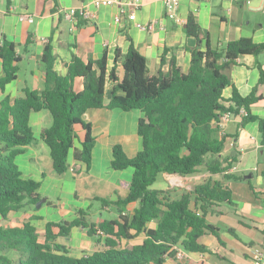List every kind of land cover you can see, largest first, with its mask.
Returning <instances> with one entry per match:
<instances>
[{
  "label": "trees",
  "instance_id": "16d2710c",
  "mask_svg": "<svg viewBox=\"0 0 264 264\" xmlns=\"http://www.w3.org/2000/svg\"><path fill=\"white\" fill-rule=\"evenodd\" d=\"M184 30L197 41L203 39L191 12ZM188 49L187 69L171 55L165 72V56L171 51L165 48L160 69L150 73L146 58L131 44L126 53L115 50L110 69L105 53L101 58L89 56L86 60L73 54L67 72L62 75L54 69L53 47L48 42L44 44L40 57L43 88H24L13 101L8 96L0 101V215L6 217L41 199L40 182L22 178L15 163L22 147L34 141L28 123L31 112L45 109L51 115V124L42 128L40 138L49 148L52 168L58 175L68 168L72 149L76 160L89 165L95 137L83 115L91 108L139 109L137 133L141 148L131 157L120 144L112 148L111 167L133 169L129 181L118 182L127 191L125 196L110 201L117 218L90 222L88 212L78 209L77 217L71 221L47 222L42 235L29 222L0 227V264H163L168 257L183 264L175 257L178 248L185 252L207 250L203 237L207 233L216 235L217 228L207 222L206 214L215 203H232L230 189L220 181L207 180L173 197L176 189H156L152 185L160 173L187 176L204 170L209 174L221 173L224 179L243 178L226 173L238 159L236 154L222 157L230 135L222 134L219 119L230 112L239 118L240 129L256 121L264 146V117L251 112V107L263 98L264 70L259 63L258 80L247 95L238 91L226 70L242 54L263 52L264 42L240 37L215 48L207 41L203 50L199 46ZM0 60L3 91L18 71L20 57L15 43L0 42ZM118 65L123 71L121 78ZM78 77L83 80V88L76 91L74 80ZM106 83L112 87L109 101L104 104ZM227 87L232 88L228 98L223 94ZM240 108H244L245 115L240 114ZM79 132L83 135L79 136ZM75 141L81 144L78 150L74 148ZM261 174L264 176V168ZM250 188L253 190L251 184ZM132 203L133 209L128 210ZM152 221L153 227L149 225ZM79 226L90 236L100 237V230L104 247L80 257L70 256L61 239L69 236L71 228ZM141 233L144 237L140 243L129 249L120 246L122 240L134 239ZM10 251L17 253V258H11Z\"/></svg>",
  "mask_w": 264,
  "mask_h": 264
},
{
  "label": "crops",
  "instance_id": "0c3cea01",
  "mask_svg": "<svg viewBox=\"0 0 264 264\" xmlns=\"http://www.w3.org/2000/svg\"><path fill=\"white\" fill-rule=\"evenodd\" d=\"M92 1L10 0L7 3V0H0V42L7 40L15 43L16 53L20 57L16 78L3 91L0 90V101L5 96L13 101L22 94L24 88H43L40 57L47 42L55 54L54 69L62 75L67 72L73 54L86 60L89 56L101 58L105 53L107 68L110 69L114 63L115 50L126 53L131 44L146 58L149 72L157 73L165 48L171 49L165 56L163 70L166 72L171 55L178 65L187 69L190 64L188 48L199 46L203 50L207 41L212 48L240 37L264 42V0H183L177 10L180 22L164 18L163 0H141L137 19L141 22L157 19L164 25L163 29L155 26L153 31L138 29L126 19L115 23L113 18L118 11L116 5L95 8ZM80 6L87 7L94 17L70 20L66 15L68 10ZM190 12L195 15L201 28L203 39L200 41L185 33L184 25ZM20 15L31 16L33 20L28 21ZM41 37L47 41L43 42ZM259 63L264 70V51L257 55L242 54L226 70L242 95H247L256 84ZM3 75L0 60V78ZM118 75L120 78L123 75L121 65H118ZM111 87L110 83H106L104 104L109 101ZM82 88V78H75L74 89L79 91ZM231 90V87L224 89L226 98L230 97ZM251 112L264 117V93L262 100L251 107ZM140 116L139 109L123 110L103 106L87 110L83 120L91 124L95 137L89 165L76 160L72 149L68 155V168L58 175L52 168L49 148L40 138L42 128L51 124V115L45 109L31 112L28 123L34 141L22 147L23 152L15 157V163L22 178L40 182L38 192L42 203L39 207L26 206L12 211L6 217L0 215V227L29 222L42 235L47 222L71 221L77 217L78 209L88 212L87 219L90 222L117 218L115 207L110 201L125 196L127 191L118 182L129 181L133 169L112 168V148L120 144L129 157L140 150L141 138L137 133ZM221 132L230 135L222 157L236 154L240 164L249 155L255 158L258 164L256 172L260 175L259 189L252 185V190L249 184L248 190L246 183L249 178L224 179L221 173L209 174L204 170L187 176L161 173L167 185L156 189L174 188L173 197L207 180L220 181L232 193V203L226 202L229 206L223 205V202L215 203L206 214L207 222L217 228L216 235L207 233L203 237L207 250L185 252L181 260L183 264H252L249 255L251 246L264 248V176L261 174L264 160L259 163L257 152L258 149L264 150V146L261 145L257 122H248L240 129L239 118L231 116L223 123ZM82 135L83 132H79V136ZM74 148H81L79 141L74 142ZM252 168L246 166L240 169L252 171ZM237 169L232 165L226 173L240 176L235 173ZM102 199L107 203H103ZM134 205H128L127 209L132 210ZM113 210L115 215L107 217ZM149 225L153 227L154 221ZM143 237L141 233L134 239L122 240L120 246L129 249L140 243ZM61 242L73 257L90 254L104 247L103 236H90L82 226L71 228L69 236L61 239ZM8 255L17 258V253L13 251L8 252ZM163 264H178V261L168 257Z\"/></svg>",
  "mask_w": 264,
  "mask_h": 264
},
{
  "label": "built area",
  "instance_id": "2783aa9c",
  "mask_svg": "<svg viewBox=\"0 0 264 264\" xmlns=\"http://www.w3.org/2000/svg\"><path fill=\"white\" fill-rule=\"evenodd\" d=\"M183 0H163L164 8V18L172 19L176 22H180V19L177 16V10ZM92 4L95 8L100 6H117V13L115 14L113 20L115 23H120L125 19L135 26L138 29L144 31H153L158 26L163 29L164 25L160 20L154 19L147 22H141L137 19V12L141 6V0H93ZM70 20H75L78 17H81L85 20L91 19L94 17V13L91 12L87 7L80 6L77 8H71L66 14ZM21 18H25L28 21H32L33 18L28 15H20ZM43 42H46L45 37H41ZM240 114L245 115L246 111L244 108H240ZM232 114L230 112H225L220 116L219 126L222 128L223 123L228 120ZM100 236H103V233L99 230ZM250 259L252 264H264V248L263 246L253 245L249 251ZM175 257L179 260H183L185 257V251L178 248L175 253Z\"/></svg>",
  "mask_w": 264,
  "mask_h": 264
},
{
  "label": "rangeland",
  "instance_id": "374dc122",
  "mask_svg": "<svg viewBox=\"0 0 264 264\" xmlns=\"http://www.w3.org/2000/svg\"><path fill=\"white\" fill-rule=\"evenodd\" d=\"M258 154H259V157H258V159H259V163L260 162H263V160H264V150L263 149H258ZM240 161H237V162H235L233 165H234V167H236V168H238L236 171H235V173L237 174V175H240V176H242V177H244V176H246V175H248V174H250V173H253L254 174V176H252V177H250L249 178V182H247L246 184L248 185V190H250L249 189V184H251V185H253V186H255V187H257L258 189H259V186H258V183H259V177H260V175L258 174V172H256V168H257V166H258V164H257V161L255 160V158L254 157H252V155H249V157L247 158L246 157V159H244L242 162H244V163H242V164H240L239 163ZM246 166H252L253 168H252V171L251 170H244V169H240L241 167H246ZM167 185V182H166V180L162 177V174L160 173L159 175H158V177H157V179H156V181H155V183L152 185V187H154V188H160V187H165ZM223 205H225V206H229L226 202H223ZM113 215H115V211L113 210V211H111V214H108V216L107 217H111V216H113Z\"/></svg>",
  "mask_w": 264,
  "mask_h": 264
},
{
  "label": "water",
  "instance_id": "95a60500",
  "mask_svg": "<svg viewBox=\"0 0 264 264\" xmlns=\"http://www.w3.org/2000/svg\"><path fill=\"white\" fill-rule=\"evenodd\" d=\"M252 176H253V174L250 173V174L244 176V178L246 179V178H250V177H252ZM41 203H42V200L40 199V200L35 204V206H36V207H39V206L41 205Z\"/></svg>",
  "mask_w": 264,
  "mask_h": 264
}]
</instances>
